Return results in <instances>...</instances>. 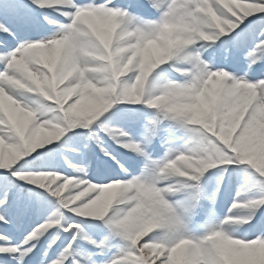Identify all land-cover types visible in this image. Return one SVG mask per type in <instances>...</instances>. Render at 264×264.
<instances>
[{
	"label": "snow or ice",
	"instance_id": "snow-or-ice-1",
	"mask_svg": "<svg viewBox=\"0 0 264 264\" xmlns=\"http://www.w3.org/2000/svg\"><path fill=\"white\" fill-rule=\"evenodd\" d=\"M0 264H264V0H0Z\"/></svg>",
	"mask_w": 264,
	"mask_h": 264
}]
</instances>
